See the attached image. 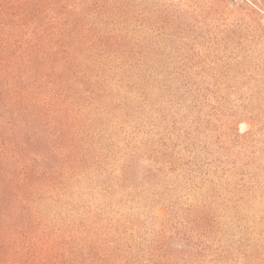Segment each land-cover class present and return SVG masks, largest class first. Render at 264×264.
Returning a JSON list of instances; mask_svg holds the SVG:
<instances>
[{"label": "rangeland", "instance_id": "rangeland-1", "mask_svg": "<svg viewBox=\"0 0 264 264\" xmlns=\"http://www.w3.org/2000/svg\"><path fill=\"white\" fill-rule=\"evenodd\" d=\"M34 4L72 34L42 42ZM98 31L146 56L131 72L103 58L95 106L134 112L103 137L91 119L107 114L38 87L16 49L64 38L94 68ZM0 59V264H264V0H0ZM96 143L121 158L112 173L75 174Z\"/></svg>", "mask_w": 264, "mask_h": 264}, {"label": "trees", "instance_id": "trees-1", "mask_svg": "<svg viewBox=\"0 0 264 264\" xmlns=\"http://www.w3.org/2000/svg\"><path fill=\"white\" fill-rule=\"evenodd\" d=\"M28 7H30V14H32L37 19H41V24L38 27L41 31L38 33H40L39 39H41L42 42H45L51 37L52 33L48 32L49 29H53L52 31H54V29L59 27L61 29L60 31L62 32V34H72L67 19H64V22L60 23L50 20V22L48 21L46 23L47 27L43 29L45 24L43 20H45V18H42V15L44 11H42L41 8L35 6V4ZM64 8L65 6L60 9L62 14L65 12ZM79 26H82L80 19H78V21L74 23V32L77 36L79 35V32H81L78 28ZM102 32L103 31H98L97 34L100 37L97 38L95 41H91L92 44L87 47L88 50H96L99 52V54L94 58L93 63L94 65H96V67L94 68L92 66H85V63L83 64V62L78 63L76 62V60H72V54L68 50V45L70 42L66 41L64 38L49 40V42H47L46 44L43 43L40 46H38L39 42L29 44L26 48H24L22 42L18 44L19 41H16V49L22 50V53H28L29 63L24 62L22 68H24V70L35 68L34 74L36 75V77L34 81L38 84V87H42V84L46 82L52 84L58 83L61 88L57 92L62 91V93L65 94L67 97H72L74 98V100H78L79 102L87 104L88 106L94 105L93 111L97 113L101 112L107 114V118L105 121H100L98 116H95V121L94 119H91V125L94 127V129L98 131L100 137H103V135H105V128L107 126L114 125L115 119L121 120L122 122H126L131 120L132 117H134V112L128 110L127 108L128 103L112 102L111 105L106 108H103L101 105L95 106L98 99L106 95V91H104V89L102 90L100 87L101 81L103 80L105 82H108L110 80L109 75H106L105 68L101 69V65L105 63L103 61V58L108 59L107 62L109 64H111L112 61L118 62V64L110 67L111 71H114L116 68H120L123 72L126 70L131 72L132 68L144 67V58H146V56L143 57V49L132 45L131 41L127 40L126 37L120 36L118 35V33H108L103 36L100 35L102 34ZM30 47H32V49ZM51 55L53 57H50ZM60 56L65 61L66 65L64 66V68L59 69L58 57ZM129 58H132L133 62L129 61ZM1 60L2 59H0V65H3ZM102 71L103 74L101 73ZM141 73L144 76V84L146 85V87H148L151 84L150 78L154 77V75L150 73L149 69H145V71H141ZM45 77L47 78L46 80L43 79ZM69 81L79 84L82 87L80 92L74 91L71 88L72 86L70 85ZM118 81L123 82L124 79L120 77ZM64 82H67V85H65L68 86L67 89L62 88ZM129 86L132 92L135 90L138 93L140 92V88L136 85V83L130 84ZM141 96L143 98V101L147 102L149 100L148 98H146V93H141ZM118 128L124 129L123 123L120 124ZM87 137H89V139L91 140L94 139V136L92 135L91 137V134L89 133L87 134ZM94 143L95 142L92 140V142H90V145H93ZM96 145L100 147L101 154H103L104 156L75 157L74 159L78 166L77 170H75L76 173L74 172L75 174L79 173L82 170L83 172H90L94 168L103 170L105 174L112 173L110 169H108L109 165L115 160H120L121 158L109 157L110 150L108 149L105 152V145H98L97 143ZM89 153L90 150H87V154ZM84 154L86 155V152ZM70 158L71 157H68L67 161H70ZM70 166H72V164ZM158 171H162V168H158ZM59 183L65 184L62 181H60Z\"/></svg>", "mask_w": 264, "mask_h": 264}]
</instances>
